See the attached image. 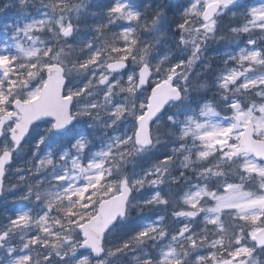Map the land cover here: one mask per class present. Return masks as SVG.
I'll list each match as a JSON object with an SVG mask.
<instances>
[{
    "label": "snow or ice",
    "instance_id": "snow-or-ice-1",
    "mask_svg": "<svg viewBox=\"0 0 264 264\" xmlns=\"http://www.w3.org/2000/svg\"><path fill=\"white\" fill-rule=\"evenodd\" d=\"M0 264H264V0L0 8Z\"/></svg>",
    "mask_w": 264,
    "mask_h": 264
},
{
    "label": "rangeland",
    "instance_id": "rangeland-1",
    "mask_svg": "<svg viewBox=\"0 0 264 264\" xmlns=\"http://www.w3.org/2000/svg\"><path fill=\"white\" fill-rule=\"evenodd\" d=\"M95 2V0H94ZM100 2H103V0H100ZM180 0H177V3H179ZM6 3H12V4H16V0H0V8H3V6ZM12 8H18V5L16 7H10L8 9L5 10V13H8ZM95 8H91L89 9V11H94ZM227 23V22H226ZM222 50V43H213L209 49V51L206 53L207 56L212 57L213 59L211 60V63L213 64V67H219V53ZM205 61H199L197 62V65L195 66V68L193 69V72L196 71H201V67L200 65L203 64ZM202 79H210V75L209 72L207 70L204 71V77H202ZM202 95L204 93H201ZM208 97L211 98V92L207 93ZM28 155V156H27ZM31 155V149H29V151L27 153H25L24 156H22L17 163L18 164H23L24 163V157L26 156L29 157ZM182 159V157H180ZM143 165L146 167L151 163V159L150 157H145L144 160L142 161ZM190 174V173H189ZM13 194L9 195V199L11 200Z\"/></svg>",
    "mask_w": 264,
    "mask_h": 264
},
{
    "label": "clouds",
    "instance_id": "clouds-1",
    "mask_svg": "<svg viewBox=\"0 0 264 264\" xmlns=\"http://www.w3.org/2000/svg\"><path fill=\"white\" fill-rule=\"evenodd\" d=\"M159 135H160L162 141H166L168 139L166 124L160 125Z\"/></svg>",
    "mask_w": 264,
    "mask_h": 264
},
{
    "label": "trees",
    "instance_id": "trees-1",
    "mask_svg": "<svg viewBox=\"0 0 264 264\" xmlns=\"http://www.w3.org/2000/svg\"><path fill=\"white\" fill-rule=\"evenodd\" d=\"M18 10V8H12L8 13H3V15H6V16H13L15 15L14 11L16 12ZM39 175V174H37ZM32 176V174H28V177ZM36 177H33L31 179H35Z\"/></svg>",
    "mask_w": 264,
    "mask_h": 264
}]
</instances>
